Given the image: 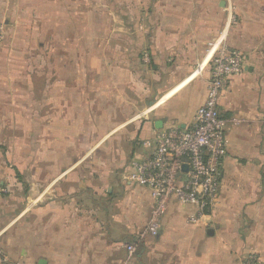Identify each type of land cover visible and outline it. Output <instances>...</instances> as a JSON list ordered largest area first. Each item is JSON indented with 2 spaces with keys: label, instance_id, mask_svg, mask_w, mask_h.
<instances>
[{
  "label": "crops",
  "instance_id": "obj_1",
  "mask_svg": "<svg viewBox=\"0 0 264 264\" xmlns=\"http://www.w3.org/2000/svg\"><path fill=\"white\" fill-rule=\"evenodd\" d=\"M223 47L243 69L219 101L220 203L194 222L172 200L149 235L154 200L128 180L130 161L193 123ZM250 253L264 259V0H0V254L242 264Z\"/></svg>",
  "mask_w": 264,
  "mask_h": 264
},
{
  "label": "built area",
  "instance_id": "obj_2",
  "mask_svg": "<svg viewBox=\"0 0 264 264\" xmlns=\"http://www.w3.org/2000/svg\"><path fill=\"white\" fill-rule=\"evenodd\" d=\"M209 63L208 95L197 109L193 123L162 130L150 153L130 161L128 180L147 187L154 200L146 229L149 235L159 234L172 200L192 206L196 214L189 216V220L194 222L215 211L220 203L228 121L220 112L219 101L230 77L242 71L243 57L239 51L223 47L213 53ZM128 250L132 254L135 244L129 245ZM0 264L14 263L0 254ZM242 264H264V259L250 253Z\"/></svg>",
  "mask_w": 264,
  "mask_h": 264
},
{
  "label": "rangeland",
  "instance_id": "obj_3",
  "mask_svg": "<svg viewBox=\"0 0 264 264\" xmlns=\"http://www.w3.org/2000/svg\"><path fill=\"white\" fill-rule=\"evenodd\" d=\"M37 47V46H36ZM38 48L40 49V45L38 46ZM39 54V53H38ZM36 57H38V56H36ZM44 60H46V57H42ZM58 59H62V57H60V58H58ZM41 61V60H40ZM201 68V67H200ZM196 71H198V73H199V71H200V69H198V70H196ZM194 72L193 74L194 75H197V72ZM58 76H59V73H56ZM65 74V73H64ZM62 76H63V74H62ZM52 197H54V191L52 192V194L51 195H48L47 196V198L46 199H51ZM261 257V256H260Z\"/></svg>",
  "mask_w": 264,
  "mask_h": 264
},
{
  "label": "water",
  "instance_id": "obj_4",
  "mask_svg": "<svg viewBox=\"0 0 264 264\" xmlns=\"http://www.w3.org/2000/svg\"><path fill=\"white\" fill-rule=\"evenodd\" d=\"M185 169H187V166H184ZM40 264H44V261H41Z\"/></svg>",
  "mask_w": 264,
  "mask_h": 264
},
{
  "label": "bare ground",
  "instance_id": "obj_5",
  "mask_svg": "<svg viewBox=\"0 0 264 264\" xmlns=\"http://www.w3.org/2000/svg\"><path fill=\"white\" fill-rule=\"evenodd\" d=\"M211 55V54H210ZM209 58V57H208Z\"/></svg>",
  "mask_w": 264,
  "mask_h": 264
}]
</instances>
